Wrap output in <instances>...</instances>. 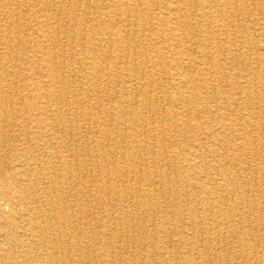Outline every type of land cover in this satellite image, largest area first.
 Instances as JSON below:
<instances>
[{"label":"bare ground","instance_id":"6f19581e","mask_svg":"<svg viewBox=\"0 0 264 264\" xmlns=\"http://www.w3.org/2000/svg\"><path fill=\"white\" fill-rule=\"evenodd\" d=\"M1 197L0 264H264V0H0Z\"/></svg>","mask_w":264,"mask_h":264},{"label":"rangeland","instance_id":"374dc122","mask_svg":"<svg viewBox=\"0 0 264 264\" xmlns=\"http://www.w3.org/2000/svg\"><path fill=\"white\" fill-rule=\"evenodd\" d=\"M0 210L1 211H4V212H6V213H8V211H9V205H8V203H7V201H6V199L5 198H3V197H1L0 198ZM236 260V261H235ZM234 263L235 264H238V263H240V259H234ZM249 264H253L254 262H248ZM246 264V263H245ZM255 264H262V263H256L255 262Z\"/></svg>","mask_w":264,"mask_h":264}]
</instances>
